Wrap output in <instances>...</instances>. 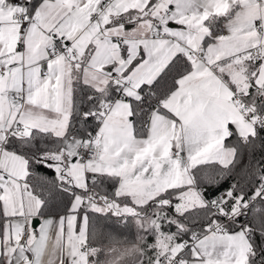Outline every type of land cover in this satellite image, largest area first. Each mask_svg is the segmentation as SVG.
<instances>
[{
    "label": "snow or ice",
    "instance_id": "snow-or-ice-1",
    "mask_svg": "<svg viewBox=\"0 0 264 264\" xmlns=\"http://www.w3.org/2000/svg\"><path fill=\"white\" fill-rule=\"evenodd\" d=\"M0 264H264V0H0Z\"/></svg>",
    "mask_w": 264,
    "mask_h": 264
}]
</instances>
